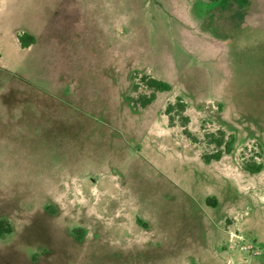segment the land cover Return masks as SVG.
I'll list each match as a JSON object with an SVG mask.
<instances>
[{
	"label": "rangeland",
	"instance_id": "1",
	"mask_svg": "<svg viewBox=\"0 0 264 264\" xmlns=\"http://www.w3.org/2000/svg\"><path fill=\"white\" fill-rule=\"evenodd\" d=\"M0 218V264H264V0H0Z\"/></svg>",
	"mask_w": 264,
	"mask_h": 264
},
{
	"label": "trees",
	"instance_id": "2",
	"mask_svg": "<svg viewBox=\"0 0 264 264\" xmlns=\"http://www.w3.org/2000/svg\"><path fill=\"white\" fill-rule=\"evenodd\" d=\"M211 3H215L218 0H207ZM17 41L20 48L25 49L32 45L35 41L34 37L26 32L17 35ZM140 82L143 86L148 89L149 94H138L136 98L129 97L128 100L135 108H145L150 105L156 98L157 93L166 92L170 89V86L161 80L150 76H141ZM138 86L134 85L133 90L137 91ZM186 104L180 98L176 97L174 102H170L165 106L164 115L168 119V127H173L178 125L181 128L182 135L187 138L190 142L196 143L198 138H196L191 132L188 131L187 125L190 120L189 117L185 114ZM203 144L207 147H210L208 152L202 153L200 155L201 160L208 164L212 161H219L223 155L230 154L233 150L235 138L232 134H226L222 129H216L213 132H205L203 134ZM259 157V154L250 156L249 159H246L242 162L243 171L249 174L259 173L263 164L257 162L256 158ZM205 203L207 206L215 207L216 199L215 198H206ZM79 230H73L72 233L77 240H80V235L77 234ZM12 233V226L8 219L0 218V240L4 239L6 236Z\"/></svg>",
	"mask_w": 264,
	"mask_h": 264
},
{
	"label": "crops",
	"instance_id": "3",
	"mask_svg": "<svg viewBox=\"0 0 264 264\" xmlns=\"http://www.w3.org/2000/svg\"><path fill=\"white\" fill-rule=\"evenodd\" d=\"M217 200H218V198H217ZM218 204H219V200L217 201V203H216V206L215 207H217L218 206ZM227 217L228 216H225V217H223L222 219H221V221H224L225 220V218L227 219ZM222 228H223V225H222ZM223 231H224V228L222 229ZM222 231V232H223Z\"/></svg>",
	"mask_w": 264,
	"mask_h": 264
}]
</instances>
